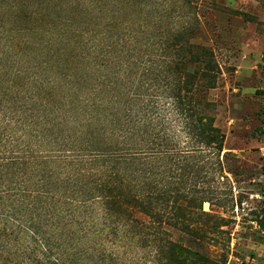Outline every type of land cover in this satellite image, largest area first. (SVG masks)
<instances>
[{
  "label": "trees",
  "instance_id": "trees-1",
  "mask_svg": "<svg viewBox=\"0 0 264 264\" xmlns=\"http://www.w3.org/2000/svg\"><path fill=\"white\" fill-rule=\"evenodd\" d=\"M168 9L0 0V264H226L173 236L215 240L229 197L219 66Z\"/></svg>",
  "mask_w": 264,
  "mask_h": 264
},
{
  "label": "rangeland",
  "instance_id": "rangeland-1",
  "mask_svg": "<svg viewBox=\"0 0 264 264\" xmlns=\"http://www.w3.org/2000/svg\"><path fill=\"white\" fill-rule=\"evenodd\" d=\"M168 2V27L195 28L191 41L211 48L219 66L217 85L207 95L216 125L225 133L222 159L227 177L221 190L229 197L224 206L204 203V210L225 217V223L202 219L212 227L224 224L209 233L215 240L200 241L175 228L173 236L186 246L225 258L226 264H264V229L257 222L264 215V0ZM138 9L124 10L132 34L140 29ZM136 46L147 52L143 44Z\"/></svg>",
  "mask_w": 264,
  "mask_h": 264
},
{
  "label": "bare ground",
  "instance_id": "bare-ground-1",
  "mask_svg": "<svg viewBox=\"0 0 264 264\" xmlns=\"http://www.w3.org/2000/svg\"><path fill=\"white\" fill-rule=\"evenodd\" d=\"M208 205V203H206V206Z\"/></svg>",
  "mask_w": 264,
  "mask_h": 264
}]
</instances>
